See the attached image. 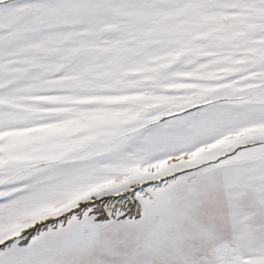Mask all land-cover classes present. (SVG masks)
Segmentation results:
<instances>
[{
	"label": "snow or ice",
	"instance_id": "1",
	"mask_svg": "<svg viewBox=\"0 0 264 264\" xmlns=\"http://www.w3.org/2000/svg\"><path fill=\"white\" fill-rule=\"evenodd\" d=\"M0 264H264V0H0Z\"/></svg>",
	"mask_w": 264,
	"mask_h": 264
}]
</instances>
